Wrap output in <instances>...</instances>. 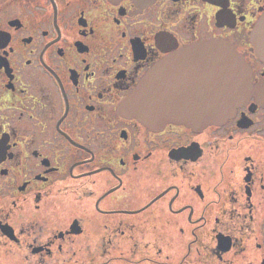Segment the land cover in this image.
<instances>
[{
	"label": "flooded vegetation",
	"instance_id": "flooded-vegetation-1",
	"mask_svg": "<svg viewBox=\"0 0 264 264\" xmlns=\"http://www.w3.org/2000/svg\"><path fill=\"white\" fill-rule=\"evenodd\" d=\"M263 14L264 0H0V264H264ZM214 40L251 72L226 121L121 111L163 61L164 101L194 116L198 43Z\"/></svg>",
	"mask_w": 264,
	"mask_h": 264
},
{
	"label": "water",
	"instance_id": "water-1",
	"mask_svg": "<svg viewBox=\"0 0 264 264\" xmlns=\"http://www.w3.org/2000/svg\"><path fill=\"white\" fill-rule=\"evenodd\" d=\"M252 38L256 54L264 59V14L256 22ZM198 49L203 51L205 72L203 91L200 90L201 93L193 99L199 106L194 116L183 104L177 108L173 105L168 107L164 101L163 61L141 76L120 104L121 111L146 126L178 121L203 127L223 123L231 117L235 108L248 100L251 81L249 66L237 51L228 48L224 42L202 41L198 43ZM212 66L218 71L212 72Z\"/></svg>",
	"mask_w": 264,
	"mask_h": 264
}]
</instances>
